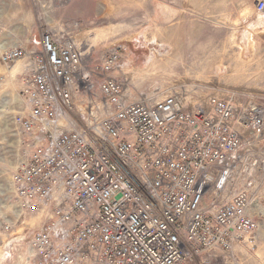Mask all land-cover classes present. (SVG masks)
<instances>
[{
  "label": "built area",
  "instance_id": "1",
  "mask_svg": "<svg viewBox=\"0 0 264 264\" xmlns=\"http://www.w3.org/2000/svg\"><path fill=\"white\" fill-rule=\"evenodd\" d=\"M254 9L264 15V0ZM70 34L42 28L1 57L23 61L24 103L11 177L22 220L0 225L2 252L21 264H203L251 242L264 107L133 97L127 47L94 55Z\"/></svg>",
  "mask_w": 264,
  "mask_h": 264
},
{
  "label": "rangeland",
  "instance_id": "2",
  "mask_svg": "<svg viewBox=\"0 0 264 264\" xmlns=\"http://www.w3.org/2000/svg\"><path fill=\"white\" fill-rule=\"evenodd\" d=\"M255 2L0 0V225L12 221L19 228L22 220L11 177L21 159L22 133L14 118L24 107L19 70L15 74L23 61L3 63L6 49L24 45L42 28H61L94 55L123 43L125 84L133 97L177 92L189 105L216 96L264 107V15L255 11ZM255 180L254 239L203 264H264V171ZM20 260L18 252L5 255L0 247V264Z\"/></svg>",
  "mask_w": 264,
  "mask_h": 264
},
{
  "label": "crops",
  "instance_id": "3",
  "mask_svg": "<svg viewBox=\"0 0 264 264\" xmlns=\"http://www.w3.org/2000/svg\"><path fill=\"white\" fill-rule=\"evenodd\" d=\"M30 35H31V34H30ZM30 35H29V36H30ZM26 39H27V38H26ZM26 39H25V40H26ZM25 40H24V41H25ZM18 70L20 71V67H19V66H18V69H17V68L15 69V72L18 71Z\"/></svg>",
  "mask_w": 264,
  "mask_h": 264
},
{
  "label": "bare ground",
  "instance_id": "4",
  "mask_svg": "<svg viewBox=\"0 0 264 264\" xmlns=\"http://www.w3.org/2000/svg\"><path fill=\"white\" fill-rule=\"evenodd\" d=\"M21 69V68H20ZM18 71L15 72V74L17 73Z\"/></svg>",
  "mask_w": 264,
  "mask_h": 264
}]
</instances>
